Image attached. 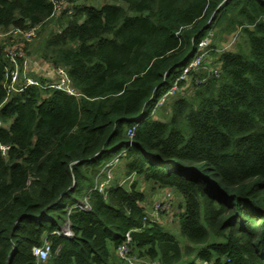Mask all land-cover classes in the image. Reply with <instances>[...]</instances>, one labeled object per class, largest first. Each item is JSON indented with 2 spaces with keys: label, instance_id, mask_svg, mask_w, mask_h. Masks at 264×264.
Wrapping results in <instances>:
<instances>
[{
  "label": "trees",
  "instance_id": "trees-1",
  "mask_svg": "<svg viewBox=\"0 0 264 264\" xmlns=\"http://www.w3.org/2000/svg\"><path fill=\"white\" fill-rule=\"evenodd\" d=\"M68 1L76 11L56 20L58 33L52 2L0 0V31L41 25L50 35L40 58L65 67L80 93L30 86L1 110L0 264H120L127 233L133 253L162 264H264V0ZM212 29L221 43L242 30L231 51L207 47L220 77L193 83L168 120L153 119L152 102ZM6 63L0 47V105ZM115 158L126 175L181 197L185 247L144 219L137 181L94 190ZM68 222L72 236L59 235ZM45 241L50 256L38 262Z\"/></svg>",
  "mask_w": 264,
  "mask_h": 264
},
{
  "label": "built area",
  "instance_id": "built-area-1",
  "mask_svg": "<svg viewBox=\"0 0 264 264\" xmlns=\"http://www.w3.org/2000/svg\"><path fill=\"white\" fill-rule=\"evenodd\" d=\"M53 3L54 11L49 19H59L63 14L71 16L76 11L77 4H73L68 0H48ZM17 29V33H20L24 38V43H21L18 47L17 45H12L15 43V38L10 36L6 39H2L0 34V47L3 50L5 59L7 61L4 65V80L3 87L6 90V99L0 105V113L4 104L14 95L22 93L26 88L30 86L42 88L45 90H50V92L59 91L63 92L69 97H80L79 91L74 86V83L67 71V69L60 65H54L52 63L44 61L40 58L39 61H36L29 55L30 45L38 38L41 25H36L32 27L26 26L25 28L12 27ZM10 28V29H12ZM240 30L233 38L228 42L220 43L216 51L218 54L225 53L227 51L233 50L239 42V37L241 35ZM5 32V29H2L0 33ZM58 33H61L59 28ZM214 30L212 29L208 35L198 43L197 48L194 51V54L191 58V61L186 65L175 79V82L170 87L169 90L161 94V96L156 100L155 108L161 107L166 104L169 100H175L179 95H192L193 94V83H205L211 78H219L222 72V63L219 62L220 55L214 57L211 54H208L207 47L210 43L214 45ZM217 45V44H216ZM6 47H9L10 50H7ZM42 64V72L47 70L46 75L47 80L43 82L39 80V76L42 74H36V64ZM51 72L49 73V71ZM200 75L202 78L194 76ZM183 82H186L184 86H181ZM4 123L0 119V127H3ZM134 129L129 131L130 138L134 136ZM2 153L5 156L9 147L1 146ZM121 160L115 158L112 162L108 163L103 169V175L96 179V184L94 190L99 191L100 193L107 196L110 189L115 186L131 188L137 179L135 173L130 175H122L119 180H116V171L121 167ZM117 182V183H116ZM160 199L157 200L151 209L147 208V205H142L145 212L144 219L152 223L161 224L162 212H169L172 207V189L164 190ZM78 207L89 210V205H84L83 202L77 204ZM59 235L65 237H71L72 231L70 228V223L66 224V227L63 231L58 232ZM51 252V244L48 241H45L42 246L35 247L33 249V255L36 257L38 262L45 261ZM116 255L120 260V264H162L159 260H149L146 258H140L132 251V237L130 233L126 234L124 242L117 247ZM197 264H212L206 261H199Z\"/></svg>",
  "mask_w": 264,
  "mask_h": 264
},
{
  "label": "rangeland",
  "instance_id": "rangeland-1",
  "mask_svg": "<svg viewBox=\"0 0 264 264\" xmlns=\"http://www.w3.org/2000/svg\"><path fill=\"white\" fill-rule=\"evenodd\" d=\"M113 1L114 0H82L81 2L88 4L90 6L100 7V6L107 4V3H113ZM50 20H55V19H50ZM50 25L52 26L53 30H54V28L58 29V26H57L58 24H57L56 20L54 22L50 23ZM16 30L17 29L12 28V29L5 30V32H2L0 34L2 35V39L6 40L10 36L9 32H12V34H13L12 36H14V38H15V43H13L12 45H17L19 47L21 43H24V38L20 33H17ZM48 33L49 32H41V29H40V33H39L40 36H38V38L30 45L31 46L30 47V56L32 58H34L36 61L40 60V58H39L40 55L38 54V51H37V47L39 45V42L41 39L47 38L50 35ZM223 41H224V37L218 36L214 40V43L217 44V46H219V44ZM6 49L10 50L9 47H6ZM42 67H43V65L41 63L38 65L36 64V66H34V68H36V74H38V75L42 74L39 76V80H42L43 82H45L47 80V77H48L46 75L47 70H44L42 72ZM50 72H51V70L49 71V73ZM163 91L164 90H162V92ZM172 103H173V100L171 99V100L167 101L165 105L158 107V108H155L156 101H153L152 105H151V109H149L148 112L153 119L160 118L161 120H168L170 117V112H169L170 109H169V111H167V109L170 108ZM162 113L164 114V116L162 115ZM124 174H126L124 167L122 166V167L118 168V171H116V180L118 181L119 178ZM136 181L139 184V189L142 190L144 192V194L146 195V201L144 202V204L147 205L148 209H151L153 204L157 200L160 199V196L163 193H166V191L161 193V191H160L161 188H159V186L154 185V184H150L148 182H144V179L142 180V179L138 178ZM171 194L173 197L171 210L169 212H162L161 218H162L165 229L170 231V233L173 234L177 238V240L181 242V245L183 247H185L187 245V242L184 240V238H182L180 236L179 229H178V227H179V223H178L179 214L178 213L180 212L178 210L181 209V207H180L181 206V199L173 190L171 191ZM186 259L187 260H185V262H187L188 260H192L191 257H188ZM184 264H186V263H184Z\"/></svg>",
  "mask_w": 264,
  "mask_h": 264
},
{
  "label": "crops",
  "instance_id": "crops-1",
  "mask_svg": "<svg viewBox=\"0 0 264 264\" xmlns=\"http://www.w3.org/2000/svg\"><path fill=\"white\" fill-rule=\"evenodd\" d=\"M88 5V4H87ZM167 111H169V108L167 109ZM170 112V111H169ZM162 115L164 116V114L162 113ZM157 119H160V118H157ZM164 190H166V189H161L160 191H161V193H163V191ZM180 197V196H179ZM180 199H181V197H180ZM181 204H182V199H181ZM178 211H180V210H178ZM162 223H163V221H162ZM163 226H164V224H163Z\"/></svg>",
  "mask_w": 264,
  "mask_h": 264
}]
</instances>
